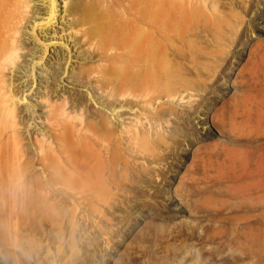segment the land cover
I'll return each mask as SVG.
<instances>
[{
  "label": "rangeland",
  "instance_id": "obj_1",
  "mask_svg": "<svg viewBox=\"0 0 264 264\" xmlns=\"http://www.w3.org/2000/svg\"><path fill=\"white\" fill-rule=\"evenodd\" d=\"M42 1L0 0V264H264V0Z\"/></svg>",
  "mask_w": 264,
  "mask_h": 264
},
{
  "label": "bare ground",
  "instance_id": "obj_2",
  "mask_svg": "<svg viewBox=\"0 0 264 264\" xmlns=\"http://www.w3.org/2000/svg\"><path fill=\"white\" fill-rule=\"evenodd\" d=\"M10 1L11 0H6V2H7V4H11L10 3ZM65 1V0H64ZM88 1V0H87ZM19 2V1H18ZM42 2H44V0L42 1ZM5 3V2H4ZM14 3V2H13ZM47 5H49V16L48 17H46L45 19L47 20V22L46 23H51L52 21H56L55 19H57L58 17H57V15H58V13H60L59 11H61V9H59V0H47ZM15 4V3H14ZM66 4V3H65ZM25 6H26V3L24 4ZM28 6H29V4H27ZM45 5V4H44ZM79 5H81V4H79ZM105 5V4H104ZM128 5V4H127ZM19 6V5H18ZM25 6H20V8H22V10L21 11H23L24 9H23V7H25ZM61 6V5H60ZM136 6V5H135ZM45 7V6H44ZM43 7V8H44ZM66 7V6H65ZM27 8V7H26ZM106 8V7H105ZM12 9V8H11ZM18 9H19V7H18ZM123 9V8H122ZM119 12V11H118ZM122 12V11H121ZM48 14V13H47ZM150 14V13H149ZM122 15V14H121ZM136 16V14H133V17H135ZM139 16V15H138ZM18 17V16H17ZM125 17H126V14H125ZM151 17H152V15H151ZM150 17V18H151ZM71 18V17H70ZM102 19L101 20H99V24L98 25H101V23H102V20H103V17H101ZM127 18V17H126ZM150 18L148 19V18H146L147 20H150ZM152 18H155V17H152ZM117 19V18H116ZM128 19V18H127ZM130 20V19H129ZM133 20H135V23L137 22L136 20H138V19H133ZM58 21H59V19H58ZM14 22V21H13ZM131 22V21H130ZM130 22H126L125 20H124V18L122 17L121 19H119V21H118V23L121 25V24H123V23H130ZM53 23V22H52ZM130 24H133L132 22L130 23ZM14 25V24H13ZM12 24H11V26H13ZM15 25H17V22H16V24ZM51 25V24H50ZM53 25H54V23H53ZM139 25H141V24H139ZM4 28H5V26H4ZM13 28V27H12ZM138 28V27H137ZM6 29V28H5ZM139 29H141V28H139ZM140 31V30H139ZM6 33V32H5ZM7 33H9V32H7ZM18 33V32H17ZM32 33V32H31ZM48 33V32H47ZM138 33V32H137ZM9 34H11V35H13L12 34V32L11 33H9ZM34 34V33H33ZM66 34V33H65ZM10 35V36H11ZM15 36V35H14ZM37 36V35H36ZM58 36V35H57ZM38 37V36H37ZM6 38V37H5ZM53 38H55V37H53ZM86 38V37H85ZM15 39V38H14ZM14 39H10V42H11V40H12V44L11 43H9V44H11L12 46L11 47H13V44H14V46H15V44L17 43V42H15V40ZM61 39V38H60ZM131 40L132 42H135V43H137L139 40H140V38H138V37H135L134 36V38H130V37H127V40ZM15 43H14V42ZM140 42V41H139ZM134 43V44H135ZM5 44V43H4ZM47 45V44H46ZM133 45V44H132ZM45 46V45H44ZM134 46V45H133ZM132 46V47H133ZM136 46H138V44L136 45ZM9 47V46H8ZM130 47V46H129ZM131 47V48H132ZM10 48V47H9ZM16 48V47H15ZM45 48H47V47H45ZM118 49V48H117ZM10 50H11V48H10ZM4 51V50H3ZM12 51H13V49H12ZM16 51V53H17V51L18 50H16V49H14V52ZM125 51H126V49H125ZM8 53H9V51H8ZM5 54H6V52H5ZM12 54V55H11ZM9 55H11V57L10 58H8V59H11V58H13L14 57V55H16L15 53L13 54V52L11 53V51H10V53H9ZM5 56V55H4ZM19 56V55H18ZM6 57V56H5ZM8 59H5V60H7L8 61ZM37 63V62H36ZM1 65V64H0ZM37 66V65H36ZM34 74V73H33ZM12 90V89H11ZM11 93H13V92H11ZM6 96H7V99H9L10 100V104H11V102H13L12 100H13V98H12V95L9 93L8 95L6 94ZM1 97V96H0ZM6 98V97H5ZM1 99V98H0ZM3 100V99H2ZM15 100V99H14ZM48 100V99H47ZM67 100V99H66ZM46 101V100H45ZM4 102H9L8 100H6V101H4ZM2 103V102H1ZM0 103V104H1ZM15 103V102H14ZM13 103V104H14ZM58 103V102H57ZM12 104V105H13ZM59 104V103H58ZM51 105V104H50ZM14 106V105H13ZM4 107H7V106H4ZM11 107V106H10ZM50 108V107H49ZM65 108V107H64ZM10 110V109H9ZM52 110V109H51ZM58 110V109H57ZM13 111H15L14 110V108H13ZM61 111V110H60ZM11 114V113H10ZM67 115V114H66ZM75 115V114H74ZM52 116V115H51ZM77 116V115H76ZM9 117V116H8ZM75 117V116H74ZM73 117V118H74ZM68 118V117H67ZM72 118V119H73ZM5 119V118H4ZM10 119V118H9ZM8 119V120H9ZM69 120V119H68ZM52 121V120H51ZM68 122V121H67ZM60 125V124H59ZM72 127V126H71ZM102 145V144H101ZM94 149V148H93ZM98 153V152H97ZM96 153V154H97ZM100 153V152H99ZM99 153H98V155H99ZM100 157V156H99ZM15 248V247H14Z\"/></svg>",
  "mask_w": 264,
  "mask_h": 264
}]
</instances>
